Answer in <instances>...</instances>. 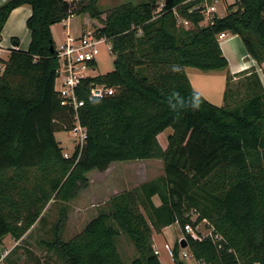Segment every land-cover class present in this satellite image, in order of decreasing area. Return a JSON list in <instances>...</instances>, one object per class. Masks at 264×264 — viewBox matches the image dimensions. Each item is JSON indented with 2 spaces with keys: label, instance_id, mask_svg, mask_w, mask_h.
I'll use <instances>...</instances> for the list:
<instances>
[{
  "label": "trees",
  "instance_id": "trees-1",
  "mask_svg": "<svg viewBox=\"0 0 264 264\" xmlns=\"http://www.w3.org/2000/svg\"><path fill=\"white\" fill-rule=\"evenodd\" d=\"M99 3L0 5V39L13 10H31L27 51L18 50L13 38L16 49L0 59V248L6 237L22 240L51 202L73 201L88 187L90 172L105 173L117 162L159 160L162 176L111 196L108 210L67 241L59 221L53 238L42 245L61 264H126L117 248L125 235L136 251L127 264H160L153 233L203 223L212 237L194 240L183 232L195 262L264 264V83L255 66L234 81L218 41L221 34L238 36L249 59L264 66V0H234L224 16L214 14L206 26L193 11L199 0H147L106 11ZM74 16L83 26L91 23L114 58L112 72L84 79L75 89L83 103L76 112L62 105L55 90L59 64L51 33ZM188 68L227 73L221 107L193 89ZM91 85L114 92L90 99ZM77 124L86 137L64 157L55 134L72 132ZM168 129L172 133L162 149L158 136ZM173 252V263L185 264L177 246Z\"/></svg>",
  "mask_w": 264,
  "mask_h": 264
},
{
  "label": "rangeland",
  "instance_id": "rangeland-1",
  "mask_svg": "<svg viewBox=\"0 0 264 264\" xmlns=\"http://www.w3.org/2000/svg\"><path fill=\"white\" fill-rule=\"evenodd\" d=\"M215 1L217 2L215 3ZM145 2H147V0H100L99 7L102 11H106L128 3L136 5ZM214 3L217 15L221 17L225 15L228 6L233 4V0H214ZM161 5H163V2ZM72 22V26L78 29L75 36L76 38L79 37V35H83L81 29H83V31H93L92 27H90L91 23L90 25H82L83 19L81 17L74 16ZM183 25L188 27V25L184 23ZM55 31L56 38L54 43L56 47H59V45L65 44L66 35L69 33L61 24L55 25ZM240 43L245 51L241 40ZM107 45L108 43H102L98 46L99 54L95 58L96 66L94 69H89L87 71L89 77H97L113 71L114 58L107 49ZM254 65L259 78L262 83H264V66L259 67L255 63ZM1 70L2 68H0V72H2ZM186 70L187 77L193 89L215 106L221 107L223 105V94L225 91L227 73H201L191 68ZM241 76L242 74H238L232 77L234 81H237ZM171 133L172 130L168 129L163 132L159 138L160 141L165 139V146H167V138ZM55 138L60 143L66 157H70L74 149L79 144L81 145L83 143V141L81 143V134L79 131L58 132L55 134ZM162 174L163 167L159 160L117 162L111 167L109 175L104 177L99 175L97 171L90 172L87 177L91 183L86 190L81 191L77 198L66 205L59 202H51L48 204L41 214L42 221L37 222L26 233L22 240L14 242L9 237L3 240L2 247L0 248L1 255L3 256L5 253L8 254L15 247H19L14 254L9 255V262L7 264H61L59 258L42 245L44 241L53 238L54 229L59 221L62 222V227L60 229L61 238L67 241L80 233L87 225V221L93 218L98 211L108 210V200L113 196L114 190L117 189L118 193L131 190L140 185L142 181L155 179L162 176ZM63 207H65V213L62 212ZM74 207H77V212H75ZM197 230L202 234L208 233L203 223L198 226ZM170 234L173 235V238H169V244L173 248L177 246L178 252H180L179 239L183 236L181 229L175 226L172 231L170 230ZM164 242L165 240L163 238H159L157 246L160 250V255L158 258L163 264H174L164 250ZM117 248L122 261L126 264L136 257V251L125 235L117 240ZM181 261L185 264H199L192 258ZM0 264L6 263L1 262Z\"/></svg>",
  "mask_w": 264,
  "mask_h": 264
},
{
  "label": "built area",
  "instance_id": "built-area-1",
  "mask_svg": "<svg viewBox=\"0 0 264 264\" xmlns=\"http://www.w3.org/2000/svg\"><path fill=\"white\" fill-rule=\"evenodd\" d=\"M201 1L200 5H196L193 8L194 12L201 14L204 18L202 25H208L212 23V17L214 14L217 15V10L215 3L217 1L212 0V3L209 4L208 0H199ZM234 2V0H233ZM163 5H160V8ZM159 8V9H160ZM184 24L188 25L187 22H183ZM226 34H221L218 36V41L221 44L222 40L226 38ZM65 44L59 45L56 48L57 52V60L59 64V68L57 71V79H56V93L62 99L63 106H71L74 111L76 112L77 109L83 106L82 102H79L75 96V89L81 84V81L84 79L89 78L87 75V64L90 62H94L96 56H98V46L102 43H106L104 39L96 38L92 31H87L83 35H79V37L73 38L72 36L68 35L65 39ZM107 49L110 51V46L107 45ZM1 50V49H0ZM3 71V68L2 70ZM89 97L92 98H103L108 95L113 94L112 89H107L103 86L99 85H91L89 88ZM78 128V129H77ZM79 131L81 134V143L84 141L86 137V130L81 128L78 124L76 125L75 129L72 131ZM66 157V154L64 155ZM177 225V224H175ZM179 228V226L177 225ZM198 227L193 229L190 225L184 227L183 232L188 234L192 239H201L202 237L209 236L212 237L211 232L208 231L207 234H202L203 236H198L197 232H199ZM218 237L215 236L214 239ZM182 240H185L184 236L179 239V244ZM180 247V245H179ZM153 250L155 255H159V251L156 247L153 246ZM164 250L167 252L169 258L173 261L174 259V252L173 247L166 243L164 245ZM3 255L0 259V263L3 262V259L6 257ZM180 260H187L191 258L190 254L188 253L187 249H181L179 252Z\"/></svg>",
  "mask_w": 264,
  "mask_h": 264
},
{
  "label": "crops",
  "instance_id": "crops-1",
  "mask_svg": "<svg viewBox=\"0 0 264 264\" xmlns=\"http://www.w3.org/2000/svg\"><path fill=\"white\" fill-rule=\"evenodd\" d=\"M7 0H0V5L3 4ZM31 15V10L28 6H21L11 12L9 15L4 28L1 33V39H0V59L3 61H6L10 50H15L16 48L12 45L11 40L13 38L18 39L19 41V47L18 50L21 51H27L29 44H30V33L26 28V21ZM73 17L68 19L66 22L62 23V27L68 30V35L75 37L76 33L78 32V29L74 28L73 25ZM83 32V29H81ZM51 33L53 40L56 38V31H55V26L51 28ZM66 39V38H65ZM220 48L222 50L223 56L227 59L229 63V72L231 75H238L242 71L246 70L247 68L254 65V61L249 59L246 51L243 50L241 47L240 43V38L238 36H232L230 34H227L226 38L222 40L221 44L219 43ZM187 72V70H186ZM221 73V72H220ZM196 74V73H195ZM210 102V101H209ZM213 104V103H212ZM162 135V134H161ZM158 136V142L162 149H165V139L163 141H160V136ZM167 145V143H166ZM111 167H113V164L110 166V169L105 172V173H99V175L108 176L109 173L111 172ZM88 178V177H87ZM89 180V178H88ZM143 182V181H142ZM91 181L89 180V184ZM139 186V185H138ZM87 189V188H86ZM85 189V190H86ZM127 191V190H126ZM118 191L117 189L114 190L113 195L117 194ZM80 194V193H79ZM78 194V196H79ZM77 196V197H78ZM76 197V198H77ZM153 204L157 207L160 205V201L157 196L152 198ZM75 212H77V207H74ZM99 211L97 212V214ZM97 214L93 217L95 218ZM93 218L89 219L86 224H88ZM177 226V225H172L169 226L165 229L162 230L161 234H156L153 233L152 235V240H153V245L156 247V249L159 251L160 255V250L158 248V243H159V238H163L165 240L164 245L166 243L169 244V238L172 239L173 235L170 234V230ZM79 234V233H78ZM158 255V257H159ZM159 259V258H158ZM172 261V260H171ZM160 264H163L160 259H159Z\"/></svg>",
  "mask_w": 264,
  "mask_h": 264
},
{
  "label": "water",
  "instance_id": "water-1",
  "mask_svg": "<svg viewBox=\"0 0 264 264\" xmlns=\"http://www.w3.org/2000/svg\"><path fill=\"white\" fill-rule=\"evenodd\" d=\"M180 247H181V249H186V248H187V243H186L185 240H182V241L180 242Z\"/></svg>",
  "mask_w": 264,
  "mask_h": 264
}]
</instances>
